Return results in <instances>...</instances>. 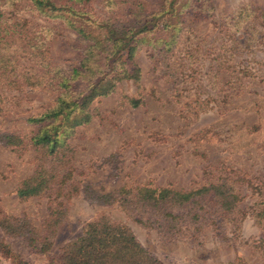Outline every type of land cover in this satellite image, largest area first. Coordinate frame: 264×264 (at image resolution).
Masks as SVG:
<instances>
[{
	"label": "rangeland",
	"instance_id": "1",
	"mask_svg": "<svg viewBox=\"0 0 264 264\" xmlns=\"http://www.w3.org/2000/svg\"><path fill=\"white\" fill-rule=\"evenodd\" d=\"M203 1L207 9L185 16L167 52L139 47L137 85L123 82L93 99L89 122L76 128L60 159L25 144L37 130L27 120L51 108L57 96L45 71L77 67L86 43L28 10L8 9L13 20L27 21L20 35L36 41L39 52L22 40L0 46L10 65L0 72V138L13 134L22 142L9 147L0 140V211L24 216L36 230L47 210L63 213L44 254L0 231L17 257L0 256V264H45L101 215L125 225L161 264H264L258 247L264 232V0ZM128 98L138 105L130 107ZM40 169L54 180L38 196L19 200L16 188ZM221 182L237 195L231 216L221 224L210 216L217 224L202 223L193 236L190 223L167 235L157 217L125 213L116 202H92L83 193L85 186L107 194L142 186L189 191Z\"/></svg>",
	"mask_w": 264,
	"mask_h": 264
},
{
	"label": "trees",
	"instance_id": "2",
	"mask_svg": "<svg viewBox=\"0 0 264 264\" xmlns=\"http://www.w3.org/2000/svg\"><path fill=\"white\" fill-rule=\"evenodd\" d=\"M205 8L203 0H0V46L22 40L24 47L33 45L34 51L39 52L36 41L31 43L25 35H20L27 21L13 20L15 17H11L8 9L14 13L28 10L40 19L70 29L86 43L77 67L66 71L51 67L45 71L49 74L48 87L57 96L51 108L27 120L37 130L25 144L46 156L63 157L69 151L67 140L76 128L89 122L91 114L87 108L93 99L108 96L123 82L137 85L139 69L133 58L139 47H150L153 54L162 55L175 43L185 16L191 13L195 18ZM7 62L9 56L0 54V72L10 66ZM31 81L41 83L35 77ZM126 101L130 107L139 103L133 98ZM0 140L9 147L22 143L13 134L3 135ZM53 180L51 172L40 169L19 184L15 195L19 200L38 196ZM83 193L92 202H116L125 213L155 216L161 221L158 227L163 224L167 235L176 232L180 222L191 224L192 236L200 232L202 223L217 224L210 216L221 224L222 220L229 219L238 200L231 187L222 182L189 191L142 186L133 190L121 187L107 194L85 186ZM62 213L57 208L47 210L41 228L36 230L24 216L12 217L0 211V231L20 238L31 251L44 254L50 249ZM260 216H264V207ZM258 247L264 250V232ZM0 256L17 258L1 240ZM45 264L161 263L142 248L125 225L101 215L85 223L80 235L60 247Z\"/></svg>",
	"mask_w": 264,
	"mask_h": 264
}]
</instances>
